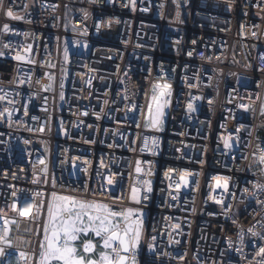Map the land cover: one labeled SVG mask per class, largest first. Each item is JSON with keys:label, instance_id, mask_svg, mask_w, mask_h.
I'll return each instance as SVG.
<instances>
[{"label": "built area", "instance_id": "built-area-1", "mask_svg": "<svg viewBox=\"0 0 264 264\" xmlns=\"http://www.w3.org/2000/svg\"><path fill=\"white\" fill-rule=\"evenodd\" d=\"M128 3L0 0V264H38L57 197L132 209L128 264L264 261V0Z\"/></svg>", "mask_w": 264, "mask_h": 264}, {"label": "snow or ice", "instance_id": "snow-or-ice-1", "mask_svg": "<svg viewBox=\"0 0 264 264\" xmlns=\"http://www.w3.org/2000/svg\"><path fill=\"white\" fill-rule=\"evenodd\" d=\"M129 6L132 10H135L136 0H129V3L126 4L125 7ZM142 10L147 11L146 8ZM5 14L12 19H22L19 16H15L11 9H7ZM3 31H9V26L7 24L4 25ZM5 47L8 46L5 45ZM30 47L31 46H29V48ZM189 55H191V53H189ZM15 59L21 60L23 57L17 55ZM261 59L264 60V56H261ZM158 88H162L163 90L159 92V95L154 94L152 97V99L156 101L155 115L152 114L151 104L148 105V108L151 124L159 130L162 124L161 117L163 116L161 109L164 106V104L161 103V97H166L170 94L168 91L170 85H155L153 92L155 93ZM0 99H3V97H0ZM164 103H166V101H164ZM187 107L190 111L193 109L191 103H189ZM240 107L247 109L246 105H240ZM239 131L240 129H237V132ZM224 143L226 148L230 147L227 139H225ZM262 152H264V150H262ZM259 162L264 163V154L260 155ZM137 163L138 166L136 171L139 173L141 169L139 167V162ZM181 180H184V176H181ZM108 183L111 184L112 180L109 179ZM144 183L145 185H149L148 181ZM179 186L180 185L177 184V187ZM257 187L264 189V186L257 185ZM146 191L150 192L151 187L147 186ZM132 199L137 203L140 202L138 199V189L135 187L132 189ZM144 199H147V196H145ZM56 200L58 202H50L48 204L51 227L49 228V225L45 224L44 242L40 245L41 250L38 264H128L126 254L138 248L142 227V223L137 222V220L133 218L134 213L132 209L118 212L110 210L109 207L104 204L77 201L70 197H57ZM20 215L23 216L25 213L20 212ZM121 218L125 222L124 224L119 223ZM89 231L95 233L96 237H101L103 240V248L106 251L100 253L99 260L93 259L90 256L79 255L77 248L73 244V242L77 241L78 234H87ZM7 232L8 229L5 227L4 234L0 235V243L5 247H10V242L7 240ZM253 235H260L261 238L264 239V234L253 233ZM149 247L151 248V246ZM92 250L93 246L91 243H86L84 245L85 253H91ZM4 254V247H0V256ZM256 255L264 257V246L259 247ZM132 264H137L135 259H133ZM257 264H264V261H258Z\"/></svg>", "mask_w": 264, "mask_h": 264}, {"label": "rangeland", "instance_id": "rangeland-1", "mask_svg": "<svg viewBox=\"0 0 264 264\" xmlns=\"http://www.w3.org/2000/svg\"><path fill=\"white\" fill-rule=\"evenodd\" d=\"M49 235H50V232H49ZM97 241H98V244L93 246V250L96 249V251L92 250L91 253H85L84 252V247H83V253L80 254V252L78 251V254L81 255V256H90L93 259L99 260L101 251H98V250L103 248V240H102L101 237H98Z\"/></svg>", "mask_w": 264, "mask_h": 264}, {"label": "water", "instance_id": "water-1", "mask_svg": "<svg viewBox=\"0 0 264 264\" xmlns=\"http://www.w3.org/2000/svg\"><path fill=\"white\" fill-rule=\"evenodd\" d=\"M128 254H129V252L126 254L127 255V258H128Z\"/></svg>", "mask_w": 264, "mask_h": 264}]
</instances>
